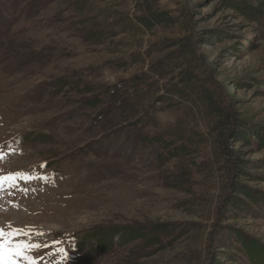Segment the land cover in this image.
Instances as JSON below:
<instances>
[{"label":"rangeland","instance_id":"1","mask_svg":"<svg viewBox=\"0 0 264 264\" xmlns=\"http://www.w3.org/2000/svg\"><path fill=\"white\" fill-rule=\"evenodd\" d=\"M150 1L174 22L145 29L143 0H0V176L28 177L0 188V222L48 245L39 264H264V19ZM190 66L224 120L172 96Z\"/></svg>","mask_w":264,"mask_h":264},{"label":"trees","instance_id":"2","mask_svg":"<svg viewBox=\"0 0 264 264\" xmlns=\"http://www.w3.org/2000/svg\"><path fill=\"white\" fill-rule=\"evenodd\" d=\"M232 6H234L247 20L251 22H260L262 19H264V0H228ZM144 4V14L139 15L136 17V20L138 21V24L143 26L145 29H152L153 27L165 23L174 22L175 19L169 16L168 12H159L155 9L153 6V3L150 0H143ZM188 45L182 44L180 47V53H187L188 49H186ZM196 69H194L193 66H190L189 72L192 74H185L182 79L179 81V87H174L172 90V96L180 98L182 96H185L184 98L189 99H197L202 104L207 106L211 111H213V115L216 117L223 118V120L226 118V112L224 109L221 108V103H219V100L215 97V90L212 88L207 87L205 82L202 81V79L196 78L193 76V72ZM143 80L146 82L145 77H143ZM139 83V82H137ZM118 91L111 92L110 97L113 98V103H117L119 101V97L121 94L117 93ZM129 103V102H128ZM134 118V117H133ZM221 120V119H220ZM220 121V125L224 123V121ZM242 170V167L239 166ZM244 171V170H243ZM245 172V171H244ZM245 194L247 198L252 200L251 194L243 190L241 191ZM249 203L244 200H237L236 202L232 203V206L236 209H239L241 211L246 212L248 209ZM124 232H121L120 237L123 236ZM125 234V238L128 237L129 241L134 240L137 238L138 234L133 235L129 231H127ZM128 234V235H127ZM237 238L236 240H240V236L235 235ZM123 239V238H122ZM121 239V240H122ZM124 240V239H123ZM122 240V241H123ZM224 247V246H222Z\"/></svg>","mask_w":264,"mask_h":264},{"label":"snow or ice","instance_id":"3","mask_svg":"<svg viewBox=\"0 0 264 264\" xmlns=\"http://www.w3.org/2000/svg\"><path fill=\"white\" fill-rule=\"evenodd\" d=\"M17 177H22L27 179V174L25 173H10L7 176H0V188L3 187L5 182H8L11 186L12 182L15 181ZM30 236L33 233L30 230L16 228L11 224L7 225V228L3 226L0 222V264H19V260L22 258L25 264H39L38 259L35 258L32 253L40 250L42 247H47L48 245H41L37 242H32L31 240H16L15 237L18 236ZM36 236L43 235L42 233H34ZM60 253L67 256L64 249H58ZM54 254V253H50ZM60 264V261H57Z\"/></svg>","mask_w":264,"mask_h":264},{"label":"bare ground","instance_id":"4","mask_svg":"<svg viewBox=\"0 0 264 264\" xmlns=\"http://www.w3.org/2000/svg\"><path fill=\"white\" fill-rule=\"evenodd\" d=\"M20 261V260H19Z\"/></svg>","mask_w":264,"mask_h":264}]
</instances>
